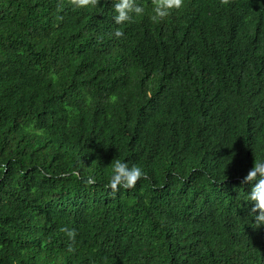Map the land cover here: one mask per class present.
<instances>
[{
    "label": "trees",
    "instance_id": "1",
    "mask_svg": "<svg viewBox=\"0 0 264 264\" xmlns=\"http://www.w3.org/2000/svg\"><path fill=\"white\" fill-rule=\"evenodd\" d=\"M112 2L0 0V264H264V0ZM116 159L145 175L113 193Z\"/></svg>",
    "mask_w": 264,
    "mask_h": 264
},
{
    "label": "clouds",
    "instance_id": "2",
    "mask_svg": "<svg viewBox=\"0 0 264 264\" xmlns=\"http://www.w3.org/2000/svg\"><path fill=\"white\" fill-rule=\"evenodd\" d=\"M185 0H113L114 15L112 20L116 25L131 22L133 18H140L145 14L146 8H151V20L161 22L168 18L172 12L181 10ZM70 5L76 9H84L97 5V0H70ZM115 37H120L123 32L119 27L113 31ZM144 170L137 165L129 166L126 161L116 159L112 162V173L107 187L115 193L119 188L131 189L138 180L144 177ZM87 183L95 182L93 176L87 177ZM242 183L250 185V190L245 193V201L251 204L248 220L253 228L264 226V156L258 157L252 167L242 178ZM68 241V251H73L72 243L75 240V229L62 228Z\"/></svg>",
    "mask_w": 264,
    "mask_h": 264
}]
</instances>
